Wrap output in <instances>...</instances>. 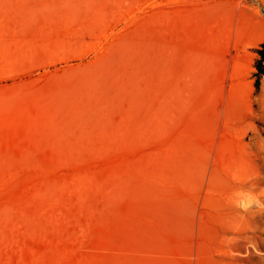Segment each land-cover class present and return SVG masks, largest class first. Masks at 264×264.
Instances as JSON below:
<instances>
[{"label":"rangeland","instance_id":"rangeland-1","mask_svg":"<svg viewBox=\"0 0 264 264\" xmlns=\"http://www.w3.org/2000/svg\"><path fill=\"white\" fill-rule=\"evenodd\" d=\"M263 38L264 0H0V264H264Z\"/></svg>","mask_w":264,"mask_h":264},{"label":"trees","instance_id":"trees-1","mask_svg":"<svg viewBox=\"0 0 264 264\" xmlns=\"http://www.w3.org/2000/svg\"><path fill=\"white\" fill-rule=\"evenodd\" d=\"M256 52L258 54V58L255 60L256 71L254 73V77L256 90L259 91L261 87V79L264 76V41L256 48Z\"/></svg>","mask_w":264,"mask_h":264},{"label":"crops","instance_id":"crops-1","mask_svg":"<svg viewBox=\"0 0 264 264\" xmlns=\"http://www.w3.org/2000/svg\"><path fill=\"white\" fill-rule=\"evenodd\" d=\"M263 40H264V38H263ZM263 40H261V41H258V42H256L253 46H255V49H256V47H259L260 46V42H262ZM255 53H256V56L253 58V60H255L256 58H257V52H256V50H255Z\"/></svg>","mask_w":264,"mask_h":264}]
</instances>
